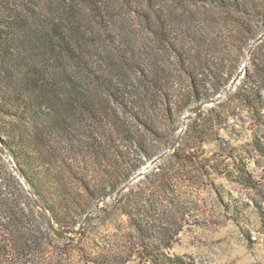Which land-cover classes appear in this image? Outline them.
Returning <instances> with one entry per match:
<instances>
[{
    "label": "trees",
    "instance_id": "obj_1",
    "mask_svg": "<svg viewBox=\"0 0 264 264\" xmlns=\"http://www.w3.org/2000/svg\"><path fill=\"white\" fill-rule=\"evenodd\" d=\"M195 1L226 12L216 22L225 25L235 21L249 30L252 41L258 30L243 19L257 20L264 27V0ZM171 4V0H0V144L60 231L78 227L80 222L74 215L88 212L82 195L92 203L106 199L144 166L124 149L116 111L87 87L90 80L138 122L153 129L140 92L123 78L110 52L97 45L101 34L103 40H118L119 9L139 17L146 31L175 61L181 92L178 79L154 60L145 68L132 61L168 111L175 106L184 113L194 103L213 100L235 78L237 69L224 42L191 30ZM256 57L253 52L251 62L264 77V59ZM226 99L256 111L264 105L250 75ZM188 129L196 142L182 159L209 176L211 169L220 178L258 190L257 181L242 166L235 148L220 145L214 152L202 150L214 139L212 125L193 123ZM144 148L146 157L157 155L152 148ZM0 163L40 212L1 155ZM63 173L80 192L71 189ZM17 205L12 204L9 212L0 211V264H32L40 247L35 230ZM228 206L235 215L239 213L235 202ZM254 209L264 223V209L258 205ZM44 214L40 212L42 218ZM142 221L135 220L136 226L154 264H191L167 252L171 241L165 228L148 227ZM97 259V264H117L107 256Z\"/></svg>",
    "mask_w": 264,
    "mask_h": 264
},
{
    "label": "rangeland",
    "instance_id": "obj_2",
    "mask_svg": "<svg viewBox=\"0 0 264 264\" xmlns=\"http://www.w3.org/2000/svg\"><path fill=\"white\" fill-rule=\"evenodd\" d=\"M171 1V6L184 17L191 30L224 42L237 69L235 77L244 70L237 86L250 75L264 102V77L251 62L253 52L264 59V38L248 59L254 42L264 35L261 22L243 19L258 30L259 35L252 41L249 30L235 21L225 25L217 23L227 13L212 5L195 0ZM118 14L121 28L116 33L118 40H103L101 34L97 45L110 52L123 78L140 92L153 129L138 122L90 80L87 87L116 111L126 144L124 149L141 159L144 166L124 184L119 195L93 203L82 195L88 212L75 214L80 223L71 231L77 232L68 231L62 238L56 236L46 214L42 218L43 211L37 204L34 203L40 212L30 204L0 163V211L9 212L14 203L23 210L40 244L32 256V264H97L101 255L116 260L117 264H154L144 250L135 222L139 219L148 227L165 228L171 241V250L167 252L191 264H264V223L254 209L255 205L264 209V105L256 111L235 100L227 101L226 96L217 103L206 104L198 114H189V110L200 103H194L184 113L175 106L168 111L135 66L145 68L154 60L172 78L178 79L181 92L182 82L175 61L168 49L146 31L139 17L124 9H119ZM126 49L131 53H125ZM203 122L212 125L214 139L202 150L214 152L220 145L235 148L242 166L257 181L258 190L220 178L211 169H208L212 174L209 176L207 171L182 159L196 142L188 126L193 123L201 126ZM144 146L157 151V155L152 159L146 157ZM63 177L71 189L80 192L68 174L63 173ZM231 201L240 208L236 215L228 206Z\"/></svg>",
    "mask_w": 264,
    "mask_h": 264
},
{
    "label": "water",
    "instance_id": "obj_3",
    "mask_svg": "<svg viewBox=\"0 0 264 264\" xmlns=\"http://www.w3.org/2000/svg\"><path fill=\"white\" fill-rule=\"evenodd\" d=\"M263 38H264V35L260 36V37L254 42V44L252 45V48H251V50H250V52H249V57H248V59L250 58V56H251V54H252V52H253L255 46H256L259 42H261ZM245 67H246V66H245ZM243 71H244V70H242V71H241V72H240V73H239V74L233 79V81L230 83V85H229L227 88H225L217 98H215V99H213V100H210V101H207V102L200 103L197 107H195V108H191V109L189 110V114H190V113L198 114L199 111H200V110L203 108V106H205L206 104L217 103V102H219L221 99H223L224 97H226V96H228L229 94H231V93L234 91V89H235V87L237 86V84L239 83V81L241 80V78H242V76H243ZM187 116H188V115H187ZM0 155L3 156V157L5 158V160H6V161L9 163V165L11 166L12 170L15 172V174L18 176V178L22 181V183L24 184L25 188H26L27 191H28V194H29V195L31 196V198L33 199L34 203L37 204L38 207H39V208H40V209L46 214V216H47V218H48V220H49L50 227H51V229L55 232L56 236H58V237H62V238L65 237L67 232H65V231H60V230L57 229L56 226H54L53 221L51 220V218H50L48 212H47L46 209L41 205V203L37 200L36 196H35V195L33 194V192L31 191V189H30L28 183L25 181V179L22 177V175H21V174L19 173V171L17 170V168H16V166H15V164H14L12 158L10 157V155L8 154V152L3 148V146H2L1 144H0ZM134 177H135V176H134ZM134 177H133V178H134ZM133 178H132V179H133ZM132 179H130V181H131ZM130 181H129V182H130ZM125 185H126V184H125ZM125 185L122 186L121 189H120L117 193H115V194L119 195V194L121 193V191L125 188ZM110 197H111V196H110ZM103 199H104V198H103ZM75 232H77V231H76V230H72V231H70V233H75Z\"/></svg>",
    "mask_w": 264,
    "mask_h": 264
}]
</instances>
